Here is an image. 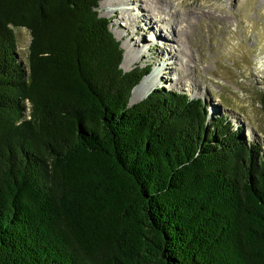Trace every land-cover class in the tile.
<instances>
[{
	"label": "trees",
	"instance_id": "1",
	"mask_svg": "<svg viewBox=\"0 0 264 264\" xmlns=\"http://www.w3.org/2000/svg\"><path fill=\"white\" fill-rule=\"evenodd\" d=\"M98 3L0 0V264H264V148L184 92L130 104L150 68Z\"/></svg>",
	"mask_w": 264,
	"mask_h": 264
},
{
	"label": "rangeland",
	"instance_id": "2",
	"mask_svg": "<svg viewBox=\"0 0 264 264\" xmlns=\"http://www.w3.org/2000/svg\"><path fill=\"white\" fill-rule=\"evenodd\" d=\"M103 1L99 0L97 12L107 20L108 29L123 50L121 69L129 71L135 67L150 68L141 79L145 86L152 85L146 96L160 88L184 92L191 99H200L208 106L209 115L220 114L227 118L231 127L238 129L248 142L264 148V113L260 105V94L264 91V0H197L207 3L205 7H195L198 13L204 12L206 16L198 19L193 26L190 49L186 48L185 61L181 65L190 74L181 83L176 73L179 67L172 64L169 55L170 51H175V44L156 38L152 31V35H149L150 28L145 24V39L139 48L135 47L127 40V36L136 30L134 21L128 24L119 12L109 15ZM131 1L143 3L142 0ZM173 2L180 5L182 0ZM130 3L116 7L130 8L133 15L142 16L136 3ZM124 26H128V29ZM160 26L167 35L171 33L166 22H160ZM13 31L18 56L25 63L30 33L23 27H13ZM139 38L140 34L136 35V40L139 41ZM128 46L136 53L133 61H129L126 53ZM156 48L165 50L161 63L154 61L158 55ZM139 54L144 56L140 58ZM163 65L169 66L170 73L165 76L172 79L170 82L160 78L164 74ZM145 97L137 101L130 97V104Z\"/></svg>",
	"mask_w": 264,
	"mask_h": 264
},
{
	"label": "bare ground",
	"instance_id": "3",
	"mask_svg": "<svg viewBox=\"0 0 264 264\" xmlns=\"http://www.w3.org/2000/svg\"><path fill=\"white\" fill-rule=\"evenodd\" d=\"M143 3L139 4L137 2L131 0H104L103 6L107 8L108 14L111 15L113 13L119 12L121 17L128 24H132L131 21H134L136 30L133 34H129L127 36V40L132 42L135 47L145 39L144 37V29L145 24L149 26L150 30L148 32H153L156 38H162L164 40L171 41L175 44V51L173 53H169L170 59H172V64L175 67H179L176 71L178 82H182L185 80L190 73H188V69L186 70L181 66L184 60V53L186 48L190 49L189 40L190 36L193 34V26L198 19L206 16L204 12H197L195 7H205L206 2H198L197 0H182L180 5L174 4L173 0H142ZM136 3V7H138L142 11V16L133 15L132 9L125 7H116L117 5H130L131 3ZM112 6V7H109ZM107 13V12H106ZM146 20H145V19ZM160 22H166L168 27L171 30V33L167 35V32L160 26ZM144 23V24H143ZM119 26V25H118ZM154 26V27H153ZM124 28L128 29V26H124ZM124 29V30H126ZM140 34V40H136V35ZM126 36V34H124ZM121 36V35H120ZM123 36V35H122ZM126 41V43H129ZM155 45V44H154ZM153 45V47H155ZM129 47V48H128ZM126 47V53L128 55L129 61H133L136 58V53L133 51V48L128 46ZM157 57L154 59L156 63H161L162 56H164L165 50H161L156 48ZM144 56L139 54V57L142 58ZM155 63V64H156ZM171 64V63H170ZM169 66L163 65L162 70L164 74L160 77L161 80L165 82H170L172 79L165 76L170 73ZM174 69V68H173ZM175 70V69H174ZM152 88V85L145 86L144 80L140 81L134 88L131 96V100L137 101L146 96L148 91ZM150 92V91H149Z\"/></svg>",
	"mask_w": 264,
	"mask_h": 264
}]
</instances>
